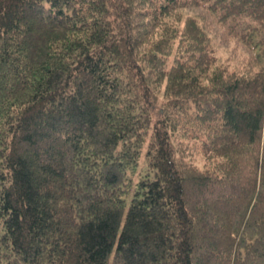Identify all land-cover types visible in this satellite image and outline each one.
<instances>
[{
	"label": "trees",
	"instance_id": "obj_1",
	"mask_svg": "<svg viewBox=\"0 0 264 264\" xmlns=\"http://www.w3.org/2000/svg\"><path fill=\"white\" fill-rule=\"evenodd\" d=\"M0 264H264V0H0Z\"/></svg>",
	"mask_w": 264,
	"mask_h": 264
},
{
	"label": "rangeland",
	"instance_id": "obj_2",
	"mask_svg": "<svg viewBox=\"0 0 264 264\" xmlns=\"http://www.w3.org/2000/svg\"><path fill=\"white\" fill-rule=\"evenodd\" d=\"M192 14H196L195 15L196 17L202 16L201 13H198V14L192 13ZM208 27L212 32V38H213V41L215 44V49L218 53V56L223 58V59H227V58L233 59L232 63L235 66H233V65H230V66L232 68L237 67L238 64H240L243 57L246 56L244 53V50L241 47L236 46L233 43H228L227 41H225V39L223 38V33L220 32L219 28H217L215 26L211 27L209 25H208ZM195 164H197L200 169H205L208 167L205 159L202 158V156H197L195 158ZM190 198H192V196Z\"/></svg>",
	"mask_w": 264,
	"mask_h": 264
}]
</instances>
